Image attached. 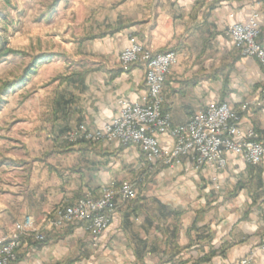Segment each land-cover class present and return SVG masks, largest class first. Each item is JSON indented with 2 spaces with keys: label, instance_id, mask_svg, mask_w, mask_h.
<instances>
[{
  "label": "crops",
  "instance_id": "obj_1",
  "mask_svg": "<svg viewBox=\"0 0 264 264\" xmlns=\"http://www.w3.org/2000/svg\"><path fill=\"white\" fill-rule=\"evenodd\" d=\"M254 11L264 46V0H124L100 5L95 18L87 17L97 27L86 32L80 58L64 62L61 80L45 81L42 88V72L55 58L27 83L41 81L35 93L39 108L31 118L37 143L11 140L10 129L2 135L5 152L20 146L26 157L0 153V171L21 175L11 186L0 182V218L12 217L15 225L29 216L39 224L55 207L73 205L88 192L98 197L113 183H135L138 195L130 202L116 198L119 208L98 243L86 225H68L48 232L43 243L25 242L11 264H236L249 256L252 264H264V160L251 165L227 153V167L214 182L192 170L185 157L173 168H151L134 146L72 145L64 139L81 124L103 128L118 113L121 98L140 103L146 95L145 67L125 71L119 62L131 37L155 52L180 53L163 91L164 111L174 125L217 101L264 136V69L257 59L241 56L228 32Z\"/></svg>",
  "mask_w": 264,
  "mask_h": 264
},
{
  "label": "built area",
  "instance_id": "obj_2",
  "mask_svg": "<svg viewBox=\"0 0 264 264\" xmlns=\"http://www.w3.org/2000/svg\"><path fill=\"white\" fill-rule=\"evenodd\" d=\"M258 18L259 14L254 11L246 23L229 25L228 32L241 56L257 59L264 69V46L258 42L261 33ZM119 62L125 71L138 64L145 67L146 95L140 103L121 98L118 113L101 129H91L86 124L74 127L64 137L69 144L112 141L131 145L143 152L151 168L161 165L173 168L185 157L192 160V170L204 171L214 182L227 167V153L240 156L251 165L264 160V136L241 124V116L227 103L209 102L188 123H172L170 114L164 111L163 91L168 74L180 63L179 52H155L131 37L129 45L120 53ZM262 98L264 100V90ZM165 138L171 143L164 144ZM137 195L135 183L124 182L120 186L113 183L104 186L98 197L88 192L73 205L55 207L45 215L39 227L33 218L25 217L15 224L9 238L0 242V264L17 260L24 239L32 237L34 242L43 243L46 232L62 230L68 225H86L91 240L98 243L119 208L116 198L130 202ZM236 264H252V256Z\"/></svg>",
  "mask_w": 264,
  "mask_h": 264
},
{
  "label": "rangeland",
  "instance_id": "obj_3",
  "mask_svg": "<svg viewBox=\"0 0 264 264\" xmlns=\"http://www.w3.org/2000/svg\"><path fill=\"white\" fill-rule=\"evenodd\" d=\"M121 1L124 0H10L11 5H8L6 0H0V43L3 38L4 41H7L8 48L28 54L26 57L9 56L0 62V89L4 83L19 77L30 63V56L39 52H59L67 54L69 59L80 58L78 57L79 51H81L83 43L90 37L86 32H89L93 26L97 27V24L89 25L87 17L95 18L100 5ZM58 59L59 61L42 72V80H44L42 88L46 86L45 81L52 85L58 78L66 74L67 67L64 64L66 59ZM40 82L19 85L3 95L0 102L1 154L7 153L10 157L15 158L26 157L24 149L20 146L13 148L11 152L3 150L8 140L2 138V135L9 129L11 130V135H9L11 140L25 138L31 147L37 143V139L30 134L33 130L31 124L33 112L39 108V101L35 100V93L41 89V86H38ZM53 86L55 87V85ZM51 88L52 86L46 89V92L51 91ZM24 99L28 100L23 104ZM23 133L27 136H24ZM12 142L15 143V141ZM20 177L21 175L15 169L0 171V182L9 184V186L12 181L16 182ZM7 219L8 221L4 222L0 218V224L9 230L8 233H3V230L0 229V242L6 241L15 229L16 219L14 220L12 217ZM41 223L42 221L39 224L36 223V226L39 227ZM33 239L32 237L24 239L23 245L27 241L33 242ZM18 256L19 252L17 259Z\"/></svg>",
  "mask_w": 264,
  "mask_h": 264
},
{
  "label": "trees",
  "instance_id": "obj_4",
  "mask_svg": "<svg viewBox=\"0 0 264 264\" xmlns=\"http://www.w3.org/2000/svg\"><path fill=\"white\" fill-rule=\"evenodd\" d=\"M6 2L8 3V5H11L10 0H6ZM6 44H7V41H4L2 38L1 43H0V62L9 56H15V57L28 56V54H26L25 52L16 51V50L8 48ZM30 58H31L30 63L28 64V66H26V68L23 70L22 74L19 77L15 78L13 81L6 82L3 84L2 88L0 89V102L2 101L3 95L6 92L16 88L19 85L27 84L29 80L38 73L40 66L44 62L49 61L51 59H55V58H62V59L69 60V57L67 54L59 53V52L57 53V52H52V51L39 52L38 54L34 56H30ZM227 80L228 78H226V83H228Z\"/></svg>",
  "mask_w": 264,
  "mask_h": 264
}]
</instances>
